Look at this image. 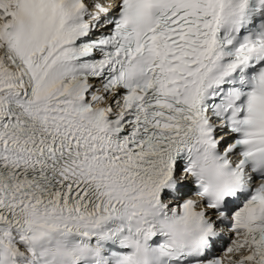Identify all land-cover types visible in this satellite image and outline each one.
<instances>
[{"label": "snow or ice", "instance_id": "6c2138e0", "mask_svg": "<svg viewBox=\"0 0 264 264\" xmlns=\"http://www.w3.org/2000/svg\"><path fill=\"white\" fill-rule=\"evenodd\" d=\"M0 264H264V0H0Z\"/></svg>", "mask_w": 264, "mask_h": 264}]
</instances>
